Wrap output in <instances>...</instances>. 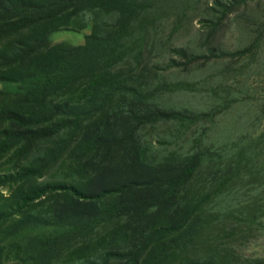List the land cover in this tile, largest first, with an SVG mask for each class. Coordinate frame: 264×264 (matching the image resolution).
<instances>
[{
	"label": "trees",
	"instance_id": "1",
	"mask_svg": "<svg viewBox=\"0 0 264 264\" xmlns=\"http://www.w3.org/2000/svg\"><path fill=\"white\" fill-rule=\"evenodd\" d=\"M234 6L220 5L221 17L209 19L208 41ZM151 7L147 0H0V196L10 193L0 202V264L12 255L17 264H166L163 242L207 224L212 246L220 224L234 218L218 211L219 197L245 175L264 177L262 138L225 155L210 144L152 158L149 128L179 122L188 130L224 107L199 114L157 104L186 85L146 81L147 36L138 34L149 27ZM88 27L84 45L50 40L61 29ZM256 32L233 52L171 51L185 65L257 58L264 21ZM179 65L172 60L166 70ZM57 172L64 178L42 182ZM180 264L238 263L216 246Z\"/></svg>",
	"mask_w": 264,
	"mask_h": 264
},
{
	"label": "rangeland",
	"instance_id": "2",
	"mask_svg": "<svg viewBox=\"0 0 264 264\" xmlns=\"http://www.w3.org/2000/svg\"><path fill=\"white\" fill-rule=\"evenodd\" d=\"M233 2L235 6L224 16L214 39L208 41L209 19L217 21L223 13L220 5ZM147 4L152 6L151 21L148 29L138 34V38L147 36L143 64L146 81L152 86L165 82L186 85L163 93L157 104L165 109L199 114L211 112L219 105L224 107L214 121L205 119L188 130L179 122L149 128L145 144L149 145L152 158L162 160L169 155L206 151L210 144L225 155L244 147L251 138H262L258 145L264 149V137H259L264 134V44L257 58L251 55L235 60L214 59L208 64L202 59L185 65L187 59L171 51L184 48L190 55H207L215 50L233 52L249 46L258 34L257 25L260 27L264 21V0H147ZM91 28L61 29L52 33L50 40L55 45H84ZM172 60L180 65L166 70ZM143 84L145 81L141 80L139 85ZM260 164L264 166L263 158ZM244 177L215 204L218 211L227 216L234 214V218L220 224L218 233L211 239L212 246L207 245L206 224L202 232L191 230L182 237L163 242L160 254L164 255L166 264H180L188 257H205L216 246L238 264L255 259L264 261V177ZM63 178V173L57 172L42 182ZM199 182L206 192V163ZM2 195L1 203L10 193L4 189ZM18 261L12 255L4 264ZM61 264L65 263L61 261Z\"/></svg>",
	"mask_w": 264,
	"mask_h": 264
}]
</instances>
